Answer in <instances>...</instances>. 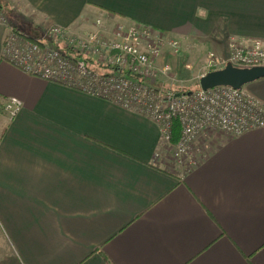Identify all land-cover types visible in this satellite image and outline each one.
I'll use <instances>...</instances> for the list:
<instances>
[{
  "label": "crops",
  "instance_id": "crops-1",
  "mask_svg": "<svg viewBox=\"0 0 264 264\" xmlns=\"http://www.w3.org/2000/svg\"><path fill=\"white\" fill-rule=\"evenodd\" d=\"M13 10L33 36L52 25L84 35L100 19L106 29L124 20L209 38L208 50L223 55L228 37L264 40V0H0L23 30ZM6 34L0 23V97L24 106L0 118V255L22 264H264V128L211 130L192 147L196 165L177 172L155 121L24 72L3 58ZM245 89L264 103V78Z\"/></svg>",
  "mask_w": 264,
  "mask_h": 264
},
{
  "label": "built area",
  "instance_id": "built-area-1",
  "mask_svg": "<svg viewBox=\"0 0 264 264\" xmlns=\"http://www.w3.org/2000/svg\"><path fill=\"white\" fill-rule=\"evenodd\" d=\"M0 23L7 26L5 60L33 76L77 88L147 116L160 126L163 141L174 145L173 156L179 163L198 138L210 130L242 134L264 128V103L245 87L221 85L191 92H163L147 83L171 71L169 64L158 65L166 45L177 52L180 49L181 41L169 32L124 20L106 29L98 19V30L84 35L52 25L36 37L25 34L1 13ZM216 51L211 48L207 52V66L212 70L228 64L241 68L264 66L261 38L232 37L226 54ZM23 106L19 97H0V118L13 120ZM175 120L180 125V136L173 143Z\"/></svg>",
  "mask_w": 264,
  "mask_h": 264
},
{
  "label": "rangeland",
  "instance_id": "rangeland-1",
  "mask_svg": "<svg viewBox=\"0 0 264 264\" xmlns=\"http://www.w3.org/2000/svg\"><path fill=\"white\" fill-rule=\"evenodd\" d=\"M20 13L16 11H11L9 16L14 23L22 27V31L28 36H33L29 29L34 28V24L28 22L25 16L17 15L15 13ZM12 15V16H11ZM48 27L46 28V30ZM45 31H42L40 37L45 34ZM94 29L91 32L97 31ZM74 33L73 30H70ZM171 34V33H170ZM174 38H178L181 41V46L177 52L170 45H166L163 48L162 54L158 60V65L163 67L167 64L171 66V71L169 74H160L155 80H146L148 84L160 89L163 92L169 90H175L176 88H181L182 90H189L190 88L196 87V84L199 83V79L204 74L208 73L212 69L207 66V52L209 48V38L196 39L192 37H183L171 34ZM234 37V36H232ZM232 37H228L227 41ZM219 38V37H218ZM223 42L224 37L220 40L214 39L213 44H219ZM211 42V41H210ZM215 50L216 49H213ZM218 49H217V51ZM211 131V130H210ZM209 131V132H210ZM208 132V133H209ZM168 148V164L166 167L173 168L180 173H185L192 167L196 165L200 156H196L193 148L190 149V152L187 157H185L182 163L177 162L172 156L174 155V145H170ZM193 147H196L195 144ZM0 264H22L18 256L13 252L12 254L0 255Z\"/></svg>",
  "mask_w": 264,
  "mask_h": 264
},
{
  "label": "water",
  "instance_id": "water-1",
  "mask_svg": "<svg viewBox=\"0 0 264 264\" xmlns=\"http://www.w3.org/2000/svg\"><path fill=\"white\" fill-rule=\"evenodd\" d=\"M261 78H264V66L241 68L228 64L224 68L211 70L201 76L199 85L202 89H210L221 85L243 88Z\"/></svg>",
  "mask_w": 264,
  "mask_h": 264
},
{
  "label": "trees",
  "instance_id": "trees-1",
  "mask_svg": "<svg viewBox=\"0 0 264 264\" xmlns=\"http://www.w3.org/2000/svg\"><path fill=\"white\" fill-rule=\"evenodd\" d=\"M98 69L101 70L102 68H98ZM128 74L130 76H132V78H134V79H140L142 81H145V79H142L137 74H130V73H128ZM198 89H200L199 83L196 84V87L190 88L189 90H182L181 88H176L175 90L179 91V92H185V91L191 92V91H196ZM179 136H180V125H179V122L177 120H175L173 122V126H172V142L176 143L179 139Z\"/></svg>",
  "mask_w": 264,
  "mask_h": 264
}]
</instances>
